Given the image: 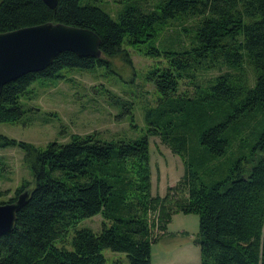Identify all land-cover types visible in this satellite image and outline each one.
I'll return each mask as SVG.
<instances>
[{
  "label": "trees",
  "instance_id": "obj_1",
  "mask_svg": "<svg viewBox=\"0 0 264 264\" xmlns=\"http://www.w3.org/2000/svg\"><path fill=\"white\" fill-rule=\"evenodd\" d=\"M47 22L93 30L103 57L63 51L6 83L0 122L25 115L22 98L37 78L128 59L127 44L156 59L144 76L154 88L142 107L147 129L136 138L72 134L42 149L0 133V147L24 149L33 177L6 201L30 189L12 230L0 235V264H103V248L150 264L151 245L176 212L199 215L201 260L193 264H264V0H137L114 18L93 0H57L54 9L0 0V33ZM131 100L119 102L130 116ZM149 136L184 163L163 195L151 191ZM95 214L104 219L100 232L77 229L70 248L56 245Z\"/></svg>",
  "mask_w": 264,
  "mask_h": 264
},
{
  "label": "rangeland",
  "instance_id": "obj_2",
  "mask_svg": "<svg viewBox=\"0 0 264 264\" xmlns=\"http://www.w3.org/2000/svg\"><path fill=\"white\" fill-rule=\"evenodd\" d=\"M113 18L125 5L137 0H93ZM150 5L154 0H142ZM183 24V23H182ZM190 22H186L188 26ZM166 31V30H165ZM128 59H107L108 66L92 70H61L64 78H37L23 96L27 110L17 122H0V133L33 144L42 149L50 141L66 142L72 134L97 132L102 137H140L147 125L142 107L153 98L154 88L144 76L156 59L134 46L124 45ZM101 57L103 55L101 54ZM118 98L115 102L111 97ZM133 102L132 115L123 111L121 100ZM149 165L151 191L163 195L184 173L181 157L164 145L159 137L149 136ZM32 171L25 161V151L19 145L0 147V203L14 196L21 184L32 183ZM28 189V188H25ZM103 217L95 214L81 219L68 228L63 241L70 248L75 230L89 228L100 232ZM108 224V222H105ZM199 215L195 212H176L166 225L165 233L151 245L150 264H193L201 260ZM66 239V241H65ZM103 264H129L124 252L103 248Z\"/></svg>",
  "mask_w": 264,
  "mask_h": 264
},
{
  "label": "water",
  "instance_id": "obj_3",
  "mask_svg": "<svg viewBox=\"0 0 264 264\" xmlns=\"http://www.w3.org/2000/svg\"><path fill=\"white\" fill-rule=\"evenodd\" d=\"M51 9L57 0H43ZM100 37L91 29L47 22L0 33V94L3 86L29 72L49 66L63 51L79 57L99 58ZM30 196V189L20 192L11 202L0 203V235L12 230L16 212Z\"/></svg>",
  "mask_w": 264,
  "mask_h": 264
},
{
  "label": "bare ground",
  "instance_id": "obj_4",
  "mask_svg": "<svg viewBox=\"0 0 264 264\" xmlns=\"http://www.w3.org/2000/svg\"><path fill=\"white\" fill-rule=\"evenodd\" d=\"M6 86V85H5Z\"/></svg>",
  "mask_w": 264,
  "mask_h": 264
}]
</instances>
